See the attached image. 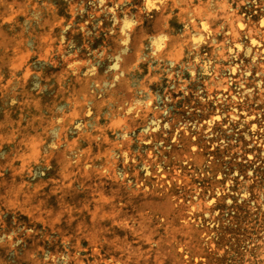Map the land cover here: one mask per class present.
<instances>
[{"label":"rangeland","instance_id":"374dc122","mask_svg":"<svg viewBox=\"0 0 264 264\" xmlns=\"http://www.w3.org/2000/svg\"><path fill=\"white\" fill-rule=\"evenodd\" d=\"M0 264H264V0H0Z\"/></svg>","mask_w":264,"mask_h":264}]
</instances>
